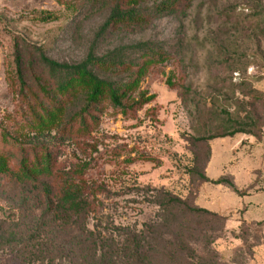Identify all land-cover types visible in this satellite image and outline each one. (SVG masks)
Instances as JSON below:
<instances>
[{
  "label": "rangeland",
  "instance_id": "1",
  "mask_svg": "<svg viewBox=\"0 0 264 264\" xmlns=\"http://www.w3.org/2000/svg\"><path fill=\"white\" fill-rule=\"evenodd\" d=\"M249 1L196 0L184 18H159L143 28L121 30L100 45L105 53L153 42L173 58L141 82L135 96L154 97L141 110L123 115L105 102L88 134L60 128L42 138L53 141L70 168L84 166L91 182L107 188L100 197L103 212L92 226L140 230L157 220L158 197L168 192L224 218L214 225L220 230L214 246L226 264H264V138L259 142L239 134L195 141L226 127L229 114L244 122L255 119L264 132V24L247 19ZM231 5L245 12L228 18L225 10ZM44 13L59 19L42 22ZM106 18L98 8L71 11L56 0H0V119L14 110L8 74L15 38L42 47L55 60L79 62ZM194 168L213 180L229 178L243 196L202 183ZM1 184L4 219L9 199H3ZM0 264L13 262L0 253Z\"/></svg>",
  "mask_w": 264,
  "mask_h": 264
},
{
  "label": "trees",
  "instance_id": "2",
  "mask_svg": "<svg viewBox=\"0 0 264 264\" xmlns=\"http://www.w3.org/2000/svg\"><path fill=\"white\" fill-rule=\"evenodd\" d=\"M56 1L71 11L98 8L107 18L79 62L55 60L42 47L14 40L8 74L14 110L0 119V184L3 199H9L7 214L0 219V253L13 264H226L214 246L220 232L214 225L224 218L168 192L158 197L157 220L140 230L92 226L103 212L100 197L107 188L91 182L84 166L70 168L53 141L42 140L60 128L88 134L105 102L127 115L153 101V96L135 94L150 70L170 61L173 53L153 42L105 53L100 45L121 30L143 28L159 18H184L196 0H82V6L74 0ZM249 7L247 19L264 24V1L250 0ZM239 11L245 12L231 5L225 13L231 18ZM58 19L51 13L40 18L45 23ZM228 116L226 127L195 141L205 144L239 134L259 142L264 138L255 119ZM192 171L204 184L243 196L229 178L213 180L197 168Z\"/></svg>",
  "mask_w": 264,
  "mask_h": 264
}]
</instances>
